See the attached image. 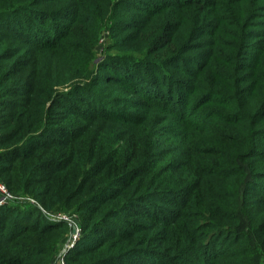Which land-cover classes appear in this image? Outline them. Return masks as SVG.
<instances>
[{
    "label": "trees",
    "instance_id": "obj_1",
    "mask_svg": "<svg viewBox=\"0 0 264 264\" xmlns=\"http://www.w3.org/2000/svg\"><path fill=\"white\" fill-rule=\"evenodd\" d=\"M0 174L66 264H264V0H0ZM51 222L0 206V264Z\"/></svg>",
    "mask_w": 264,
    "mask_h": 264
},
{
    "label": "rangeland",
    "instance_id": "obj_2",
    "mask_svg": "<svg viewBox=\"0 0 264 264\" xmlns=\"http://www.w3.org/2000/svg\"><path fill=\"white\" fill-rule=\"evenodd\" d=\"M109 42V32L105 29L103 31V34L100 38V42H99V48H98V52L100 55V58L97 61H101L103 59H105V51L106 48L105 46H107ZM104 51V54H103ZM0 180L2 182H5V180L3 179L2 175L0 174ZM7 185V184H6ZM8 186V185H7ZM9 188V186H8ZM10 193L15 197L14 199L10 200L9 202H7V204H17V205H21L23 207H35L37 209H39V211L41 212V214L43 215L44 219L48 222L52 221V214L55 215H59V214H63V216H67L70 218L71 222H67V221H52L51 223H64L66 226V230L64 232V235L62 237V239L58 242V245L56 247V252L54 255V259H53V263L54 264H66V262L64 261L65 259V255L74 247L70 248L69 250H66L67 246L72 243L73 241V236H74V231H73V225L74 223H77L81 229V217L80 214L77 211H73V210H66V211H55V210H48L35 196H33L30 193H27L25 191H13L9 188ZM29 197V198H27ZM49 212L51 214H49ZM82 235V229L81 232L79 234V238ZM78 238V239H79ZM77 242V241H76Z\"/></svg>",
    "mask_w": 264,
    "mask_h": 264
},
{
    "label": "built area",
    "instance_id": "obj_3",
    "mask_svg": "<svg viewBox=\"0 0 264 264\" xmlns=\"http://www.w3.org/2000/svg\"><path fill=\"white\" fill-rule=\"evenodd\" d=\"M14 198L15 197L10 193L8 186L0 180V206L7 204V202H9L10 200H12ZM27 198H29V197H27ZM49 214H51V213L49 212ZM52 216H53L52 221H54V222H56L57 220L58 221H67L69 223L71 222L70 218L67 216H63V214H59V215L52 214ZM73 231L75 233L73 236L74 237L73 241H72V243H70L67 246L66 250H69L70 248L74 247L76 244V241L79 238V234L81 232V229L77 223H74Z\"/></svg>",
    "mask_w": 264,
    "mask_h": 264
}]
</instances>
